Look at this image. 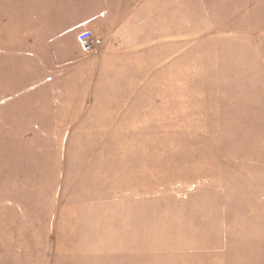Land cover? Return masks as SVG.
Here are the masks:
<instances>
[{"label": "rangeland", "instance_id": "1", "mask_svg": "<svg viewBox=\"0 0 264 264\" xmlns=\"http://www.w3.org/2000/svg\"><path fill=\"white\" fill-rule=\"evenodd\" d=\"M125 3L137 7L128 24L163 40L147 43L145 89L127 105L115 90L110 138L85 136L84 106L68 100L62 137L37 142L33 104L91 84L86 25L64 35V0H0V148L14 149L0 158V264H264V0H73L69 14L91 21ZM42 59L67 63L63 86ZM109 141L111 169L81 171ZM38 147L57 158L46 186ZM42 208L51 217H33Z\"/></svg>", "mask_w": 264, "mask_h": 264}, {"label": "crops", "instance_id": "2", "mask_svg": "<svg viewBox=\"0 0 264 264\" xmlns=\"http://www.w3.org/2000/svg\"><path fill=\"white\" fill-rule=\"evenodd\" d=\"M73 0H64L63 6L61 7L60 10H62L64 13L59 14V16L56 15V24L61 25L64 27V35L67 36L66 34L70 33V29H72L74 26L78 24H84L86 25V28L80 32V34L86 30L92 31L96 36L103 37L105 40L104 45H100L96 49L92 50L91 54L88 55L82 63V68L80 69L83 73L89 72L92 73L91 77V84L85 85L83 84L84 80L76 83L77 86H81L83 88V96L77 95L76 98H73L70 93V98L67 99V97L64 96V93L62 92V98L61 99H50L45 97L44 94V100H42L43 103H40L38 101L33 107L32 110L36 113L35 121L36 123H40V125H37L36 129H31V137H34L35 140L38 142V138L45 139L48 137H62V123H64V130L66 131L67 125H66V117H67V111L68 109L66 108L69 102L71 104H79L81 106H84V111H86V114H77L76 116L80 115L83 116V123L85 124V136H89L90 138L94 139L97 141L100 137L103 138H110L111 137V105H113V102L118 98L116 95H114L115 90L117 91L119 86H123L122 89L124 91L127 89V91L130 93L125 99L128 100L126 105L128 103H132L131 100L133 97H138L139 93L145 89V84L147 85L146 78H142V74L145 73L147 69V54H145V51L148 50V41H153L154 47L157 46V43H161L163 40L160 38H157L158 34L156 33L157 31H154V35L151 34L149 37V34L145 33V31H140L139 28L137 27L141 21H132L130 22L131 24L134 25L133 29L129 26L127 21L135 16V11L134 8H137L136 6H133L134 8L128 9L126 13V3L120 9L118 10L117 7H108L109 11H102V13H98L97 11V17L96 19H92L91 21L89 18H79L80 16L78 14H69V11H71V3ZM98 1V0H97ZM138 6L140 4L136 2ZM135 3V4H136ZM145 5V4H144ZM154 5V4H151ZM156 10V9H155ZM137 16V14H136ZM58 17V20H57ZM155 19L157 22L162 23L161 17L157 16L155 13ZM155 19H152V21H155ZM49 20V18L47 19ZM95 20V21H94ZM50 21V20H49ZM48 21V23H49ZM92 22V25H88L89 23ZM93 22L95 23L93 25ZM47 23V24H48ZM159 25V26H160ZM87 26H97L98 29L97 31H93L91 28ZM156 27V25H155ZM158 27V26H157ZM159 28V27H158ZM136 29L137 34H133L132 32ZM69 31V32H68ZM160 31V29H159ZM46 38H49L52 40L51 36H48ZM45 42H48L44 40ZM53 42V40H52ZM152 44V45H153ZM160 45V44H159ZM103 46V47H101ZM101 47V48H100ZM153 47V46H152ZM151 47V48H152ZM144 52V53H143ZM36 55V54H33ZM156 56V55H154ZM161 57V55H159ZM41 58V57H40ZM153 58V57H151ZM157 58V56L155 57ZM43 63V69L47 71L48 73H54V71L59 72V68H63L64 64L61 63H55V66H51L49 62L46 60H41ZM59 65L60 67L56 66ZM63 66V67H62ZM67 68V66L65 67ZM60 79L59 80V85L63 86V79L67 78L68 72H59ZM123 75H128L124 77ZM138 76V77H137ZM135 80L134 85L130 83L129 80ZM89 77H85V81L88 82ZM62 81V83H61ZM55 82V81H54ZM70 81H65V86L67 87L66 92L69 94V91L74 90V84L71 83L69 84ZM141 89V91H140ZM60 91V90H59ZM134 91V92H133ZM65 92V95H66ZM73 92V91H72ZM131 93H134L132 95V98H130ZM58 97H60L58 95ZM65 97V98H64ZM40 98V97H39ZM55 98V97H54ZM126 107V106H125ZM127 113V109L125 108L124 111ZM69 121V120H68ZM108 124H107V123ZM70 123V121H69ZM30 136V134H29ZM43 143V141L41 142ZM41 146V145H40ZM97 146V148H96ZM95 148L91 154H89L87 160L83 163L81 162V166L79 167L81 171L87 170L84 166V164L87 162L91 166H89L90 170H96L98 172L104 171L106 169L110 170L111 169V141L108 143L103 144L101 146L95 145ZM58 149V148H57ZM35 150H39L37 152V158L36 160L39 161L38 164H42L41 169L38 173V178L44 179V185H47V181L45 179V172L47 169L51 170V164L52 161L51 159L53 158L55 163L57 162V158H55L52 155L56 154H48L46 155L42 149V147L35 148ZM60 156H62L63 153L66 155V149H63L60 147L59 149ZM14 149H9V148H0V155L1 159L4 157H7V162L13 160V154ZM62 153V154H61ZM91 160V161H90ZM64 162L66 164L67 158H64ZM100 163L102 165H100ZM27 166V165H25ZM19 167L18 165V159L17 162L13 163L12 165L8 166L7 173L11 174L13 177L15 175V178L17 179L16 181L12 182L13 188L15 185H19L18 178H22L21 176L19 177V173L15 172V170ZM45 168V170H44ZM66 171L65 168H62ZM61 169V170H62ZM97 172V173H98ZM24 173V171H23ZM95 174V176L97 175ZM49 174V172H48ZM53 174V172L51 173ZM109 173H107L108 175ZM76 177H82V173L76 174ZM23 176V174H22ZM50 177V174H49ZM65 173L63 174L62 172L60 173V180L62 181L65 178ZM63 178V179H62ZM66 182V180H65ZM65 182L61 184H65ZM54 181H50L49 184H53ZM60 184V185H61ZM61 185V186H63ZM46 193V189H44ZM40 200L39 202H43V206H47L44 201L46 202L45 199V194L44 196L39 197ZM44 198V199H43ZM16 198L14 197V194L8 196L6 199V203H8L11 200H15ZM44 200V201H43ZM52 212L47 209V208H42L39 213L37 212L36 215L33 217L37 218H46V217H51ZM8 216V215H6ZM5 215H0L1 217H6ZM44 227V226H43ZM49 233L51 234V229H49Z\"/></svg>", "mask_w": 264, "mask_h": 264}, {"label": "built area", "instance_id": "3", "mask_svg": "<svg viewBox=\"0 0 264 264\" xmlns=\"http://www.w3.org/2000/svg\"><path fill=\"white\" fill-rule=\"evenodd\" d=\"M80 41L83 43L84 49L91 51L99 47L103 43V39L96 36L92 31L86 30L79 36Z\"/></svg>", "mask_w": 264, "mask_h": 264}]
</instances>
